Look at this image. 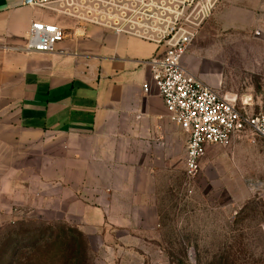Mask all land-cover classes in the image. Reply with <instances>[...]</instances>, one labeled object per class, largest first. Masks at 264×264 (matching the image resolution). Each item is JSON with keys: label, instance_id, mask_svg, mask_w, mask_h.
Instances as JSON below:
<instances>
[{"label": "crops", "instance_id": "crops-1", "mask_svg": "<svg viewBox=\"0 0 264 264\" xmlns=\"http://www.w3.org/2000/svg\"><path fill=\"white\" fill-rule=\"evenodd\" d=\"M90 4L0 0V230L30 219L102 239L154 233L176 171L185 174L187 136L147 67L161 48L88 22ZM39 23L64 41L50 54L17 51Z\"/></svg>", "mask_w": 264, "mask_h": 264}, {"label": "rangeland", "instance_id": "rangeland-1", "mask_svg": "<svg viewBox=\"0 0 264 264\" xmlns=\"http://www.w3.org/2000/svg\"><path fill=\"white\" fill-rule=\"evenodd\" d=\"M185 67L259 115L264 0H235L204 20ZM201 167L195 178L176 171L157 232L102 239L60 221L29 219L0 230V264H264V142L245 132L228 147L209 149Z\"/></svg>", "mask_w": 264, "mask_h": 264}, {"label": "built area", "instance_id": "built-area-1", "mask_svg": "<svg viewBox=\"0 0 264 264\" xmlns=\"http://www.w3.org/2000/svg\"><path fill=\"white\" fill-rule=\"evenodd\" d=\"M63 1L30 0V3L47 8ZM219 1L91 0L84 7L88 22L107 27L117 36L135 37L161 48L147 62V67L171 122L187 136L185 174L189 178L201 174V162L210 146L228 147L245 132L264 142V107L257 116L249 114L248 102L238 105L184 65L199 26L211 17ZM64 39L58 26L33 24L25 45L16 50L27 55L50 54ZM144 91L149 88L146 86ZM13 213L16 222L21 210L14 209Z\"/></svg>", "mask_w": 264, "mask_h": 264}]
</instances>
